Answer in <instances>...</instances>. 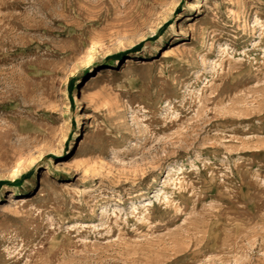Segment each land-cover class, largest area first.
Instances as JSON below:
<instances>
[{"label":"rangeland","instance_id":"374dc122","mask_svg":"<svg viewBox=\"0 0 264 264\" xmlns=\"http://www.w3.org/2000/svg\"><path fill=\"white\" fill-rule=\"evenodd\" d=\"M0 264H264V0H0Z\"/></svg>","mask_w":264,"mask_h":264},{"label":"bare ground","instance_id":"6f19581e","mask_svg":"<svg viewBox=\"0 0 264 264\" xmlns=\"http://www.w3.org/2000/svg\"><path fill=\"white\" fill-rule=\"evenodd\" d=\"M120 40V39H119ZM100 41V40H99ZM96 42V41H95ZM93 43L92 44V46L90 47V54L91 55H93L95 52H97L99 49H102V48H104V44L103 43H101V41L100 42H97V43ZM104 42V41H103ZM118 42V41H117ZM117 42L115 43V44H117ZM120 42H122V41H120ZM118 45V44H117ZM110 46V45H109ZM117 50V49H116ZM100 51V50H99ZM98 51V52H99ZM113 51V50H112ZM88 52V51H87ZM82 99H83V102H86L87 101V99H88V97H87V94L86 93H83V95H82ZM42 148V147H41ZM44 148V147H43ZM37 149V148H36ZM39 150V149H38ZM47 152H48V148H47ZM33 153V152H32ZM37 153H38V155H37V157H39L40 156V153H42L40 150L39 151H37ZM43 153H45V152H43ZM49 153V152H48ZM34 154V153H33ZM36 154V153H35ZM36 156V155H35ZM35 156L32 158L31 156H30V158H27L26 160H20V161H18L17 162V164H16V172L18 173V174H22V172H23V168H24V165H25V163H27V162H33L32 160L35 158ZM42 156V155H41ZM29 157V156H28ZM26 167V166H25Z\"/></svg>","mask_w":264,"mask_h":264}]
</instances>
